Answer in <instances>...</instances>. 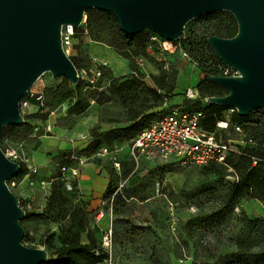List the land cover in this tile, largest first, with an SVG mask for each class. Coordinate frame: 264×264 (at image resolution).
I'll return each mask as SVG.
<instances>
[{
    "label": "rangeland",
    "instance_id": "1",
    "mask_svg": "<svg viewBox=\"0 0 264 264\" xmlns=\"http://www.w3.org/2000/svg\"><path fill=\"white\" fill-rule=\"evenodd\" d=\"M221 11L226 10L203 13L189 20L169 50L162 47L159 38L146 54H136L132 48L119 54L111 47L115 54H110L107 63L96 66L88 53L81 52L80 61L74 59L79 73L86 78L82 70L89 74L98 67L101 77L94 86L81 81L78 95L72 98L58 99L53 95L62 76L53 77L50 72H44L34 82L29 90L42 93L43 100L25 94L19 109L22 115L28 108L25 102L33 104L35 123L15 129L9 125L1 128V148L4 152L14 150L11 159L24 161L29 173L17 174L16 184L10 187L26 212L36 215L20 221L27 231L22 239L24 244L46 249L43 241L54 234L55 245H60L69 220L61 222L41 214L52 182H58L69 199L70 211L76 219L84 213L85 225L94 231L98 243L108 252L99 264H264V240L258 239L256 227L259 221L264 222V203L242 196L226 206V193L235 180L229 168L185 165L169 158L141 161L134 169L129 155L131 139L150 120L160 118L173 107L198 111L208 104L207 97L200 99L197 85L214 64L232 73L226 63L224 66L218 62L210 45L202 41L213 24L229 18ZM85 19L86 14L82 24L75 26L74 38L86 32ZM116 60L119 68L112 70ZM164 72L168 76L176 73V88L172 95L160 89L166 97L155 99L142 83L155 87L156 78ZM166 81L169 85L170 79ZM113 82L116 86L122 83L124 101L114 94ZM188 89H196L194 97L187 96ZM81 99L89 104L78 113L75 108ZM155 104L156 107L148 108ZM232 109L225 110L223 117H229L235 110ZM249 119L245 134L251 130L257 141H264V108L262 115L255 114ZM223 136L237 146L244 145L245 142H239L246 139L231 129ZM97 143L118 149L120 170L109 157L97 154L99 146L92 148L91 153L83 152ZM62 165L70 169L62 170ZM87 166H99L108 177L109 194L103 195L99 204L92 205L80 193V174ZM72 168L77 170V175ZM99 210L106 216L98 219ZM107 229L112 231V236L110 243L104 245L102 235ZM80 233L81 240L87 241L86 230ZM249 237L255 240L251 247ZM239 238L245 241L244 249L237 245Z\"/></svg>",
    "mask_w": 264,
    "mask_h": 264
},
{
    "label": "water",
    "instance_id": "2",
    "mask_svg": "<svg viewBox=\"0 0 264 264\" xmlns=\"http://www.w3.org/2000/svg\"><path fill=\"white\" fill-rule=\"evenodd\" d=\"M110 11L122 32L150 31L168 41L178 39L192 18L219 10L232 13V37L209 35L207 42L236 75L204 73L203 79L227 90L208 103L233 108L240 116L264 107V0H0V129L24 122L19 104L44 73L79 81L64 51L62 26H79L85 11ZM20 170L0 147V264H41L45 248L23 243L25 210L7 181Z\"/></svg>",
    "mask_w": 264,
    "mask_h": 264
},
{
    "label": "trees",
    "instance_id": "3",
    "mask_svg": "<svg viewBox=\"0 0 264 264\" xmlns=\"http://www.w3.org/2000/svg\"><path fill=\"white\" fill-rule=\"evenodd\" d=\"M221 12H226L229 15V18L226 20L221 19L216 24H213L211 26L212 30L207 35V37L212 34L221 37H232L236 34L237 23L232 13L228 11ZM85 14V30L91 40L104 43L117 50L119 54L121 50L130 48H132L136 54H146V50H148V45L151 44L150 34H153L152 32L142 31L136 34L124 33L120 30L119 24L115 19L114 15L107 10L90 8L85 11ZM207 37H204L202 39L203 43L206 44V46H208ZM70 59L77 68L74 59L72 57H70ZM216 59L222 65H226L219 57L216 56ZM219 66L220 65L218 64H214V67L206 71V73L222 75L223 72ZM167 78L170 79L169 85H167ZM175 80L176 73H173L171 76H168L167 73L164 72L156 78L157 83L155 87H151L144 83H142V85L144 89L155 99H163L164 97H166V95L160 93L159 90L165 89V94L172 95L176 88ZM80 82L81 81H78L76 84H72L66 77H62V81L54 89L53 95L58 99H66L77 96L78 85ZM111 88L113 89L114 94L124 101L125 89L123 88L122 83L116 86L113 82ZM197 90L199 92L200 99H204L208 96L224 95L227 93V90L224 87L206 79H202L198 83ZM88 104L89 102L86 99H81V101L76 105L75 110L80 113L85 110ZM156 106V104L150 105L148 108L150 109ZM263 108L253 110L249 112V114L246 116H240L237 111L234 110L233 113L226 118L223 117V112L229 109V107L223 105L208 103L206 106L202 107L198 111L202 113L201 126L208 131H216L217 134H221L223 136L226 131L217 127L218 122L228 120L229 124H241L244 130H246L249 129L248 126H250V124L248 123V121L250 120L249 118L255 114L262 115ZM152 121L153 120H150L148 124L140 128L134 134V136L141 129L147 127ZM28 124V122L24 121L18 126L9 125L8 127L10 129H15L19 126H25ZM2 129L0 130V147L1 140L3 138ZM248 136L249 138H251V142H245L244 145L238 146L241 153L230 152L227 155L224 163H210L208 165H205L225 166L229 168L235 175V180L230 185L226 193V206L234 204L236 200L242 196H250L264 203V141H257L256 137L253 135L251 130H248ZM98 144L99 143L95 144L93 147L89 145L88 147L83 149V152L91 153L93 150L92 148L99 146ZM102 145L104 144H101L98 149ZM108 147L111 148L110 146ZM251 156H256L259 159L263 160L258 161L257 164L252 167ZM18 162L20 164V170L18 175L26 174L28 172L26 163L21 160H18ZM60 186V183L52 182L50 194L47 198L46 208L41 214L48 217H52L53 219L59 220L61 222L69 220L70 224L65 235L61 237V243L59 246H56L54 243V234H50L43 241L47 253H50V256H48L46 261L41 264H99L107 258L108 252L101 246L100 243H98L94 231L85 225L83 217L84 213L81 214L79 219H76L75 213L73 211H70L68 207L69 199L64 195ZM108 194L109 193L106 189L104 195L106 196ZM19 201L21 203L20 198ZM34 216L36 215H31L25 210V219ZM249 222H253V220H250ZM256 227L258 229L259 234L258 239L260 241L264 240V222L259 221V223L256 224ZM82 230H86L87 241L81 240L80 231ZM26 235L27 231L25 229L24 236ZM249 238V247H251L255 244V240L251 239V237ZM237 245L239 249H244L246 246L245 241L240 238L237 240Z\"/></svg>",
    "mask_w": 264,
    "mask_h": 264
},
{
    "label": "built area",
    "instance_id": "4",
    "mask_svg": "<svg viewBox=\"0 0 264 264\" xmlns=\"http://www.w3.org/2000/svg\"><path fill=\"white\" fill-rule=\"evenodd\" d=\"M61 38L64 51H68L73 43L72 39L76 34L75 26L66 24L62 26ZM64 30V31H63ZM162 47L166 50L173 47L174 41H168L154 34L150 36L151 44L148 45V50L151 49L154 40H158ZM67 46L65 48L64 46ZM67 54V53H66ZM105 64V63H103ZM227 67L232 71L229 73L227 69L223 68L222 75H236L237 71L230 66ZM87 77L85 78L77 70L79 81H83L90 86H94L101 77V70L98 67L90 70L87 74L82 70ZM196 89H188L187 96L194 97ZM26 94L34 97L36 100H43V94L38 91L29 90ZM233 110V109H232ZM202 113L200 111H189L178 107H173L166 114L160 118L153 120L147 127L141 129L132 139L129 145V155L137 169L141 161H162L169 158H176L185 165L205 166L210 163H224L227 155L230 152L241 153L237 145H233L229 139H225L216 131H208L201 126ZM47 127L50 129L51 125ZM217 127L224 131L232 130L237 135L244 136L239 143L251 142V138L245 134L244 128L241 124H229L228 120L220 121ZM99 156L109 157L112 160L114 167L119 170L120 162L118 160V149H111L106 145H102L98 149ZM5 155L11 159L15 156V151H6ZM251 166L254 167L259 159L256 156H251ZM62 170H69L66 165L61 166ZM34 171L36 169H33ZM74 175H77V170L72 168ZM25 175H29L26 173ZM44 183V182H43ZM16 181L13 178L7 182L8 187L14 186ZM11 189V188H10ZM105 212L99 210L97 218L104 216ZM112 231L107 229L102 235V243L108 245L111 241Z\"/></svg>",
    "mask_w": 264,
    "mask_h": 264
},
{
    "label": "crops",
    "instance_id": "5",
    "mask_svg": "<svg viewBox=\"0 0 264 264\" xmlns=\"http://www.w3.org/2000/svg\"><path fill=\"white\" fill-rule=\"evenodd\" d=\"M70 49V57L78 62L80 61L79 55H81V52L88 53L92 65L94 66H96V64L107 63L106 59H109L108 57L110 54H115L111 51L110 46L91 40L87 32H83L78 37H75ZM124 64L125 69L127 70L129 68L128 61L124 62ZM111 68L112 70H117L119 68L117 65V60L115 61V65H111ZM25 103L28 105V108L26 112L22 114L23 120L29 124H33L37 120L33 113L36 109H34L33 104L28 102ZM79 185L80 193L82 194L83 199L89 200L92 205L99 204L107 189L108 177L105 171L99 166H87L82 169Z\"/></svg>",
    "mask_w": 264,
    "mask_h": 264
}]
</instances>
